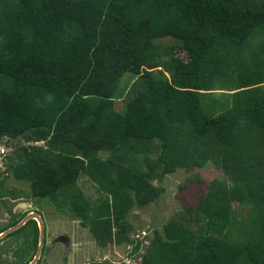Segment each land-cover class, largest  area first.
Segmentation results:
<instances>
[{"label": "trees", "instance_id": "16d2710c", "mask_svg": "<svg viewBox=\"0 0 264 264\" xmlns=\"http://www.w3.org/2000/svg\"><path fill=\"white\" fill-rule=\"evenodd\" d=\"M0 143L6 174L100 248L130 245L139 264H264V0H0ZM208 166L222 177L189 222L133 238L158 183ZM8 180L0 201L23 199ZM29 232L17 264L37 225L8 237Z\"/></svg>", "mask_w": 264, "mask_h": 264}, {"label": "rangeland", "instance_id": "374dc122", "mask_svg": "<svg viewBox=\"0 0 264 264\" xmlns=\"http://www.w3.org/2000/svg\"><path fill=\"white\" fill-rule=\"evenodd\" d=\"M171 44H173L171 41L163 43L166 46ZM108 157V155L103 156L104 159ZM0 177L1 181L5 175ZM7 177L9 179L7 182L9 194L15 190L24 194L21 196L23 199L18 200L15 204L0 201V231L11 228L15 222H19L17 217H24L29 213H38L43 217H48L49 233L53 238L49 240L51 242L48 247V252L51 253L49 256L47 255L48 258L44 259L42 264H64L62 262L67 253L69 256L66 264H139L141 261L140 256L129 258L132 248L130 245L109 249L100 248L92 233L83 228L81 222L59 213L49 201H37L32 196V190L28 184L18 183L8 174ZM220 177L222 175L218 170L208 166L203 170L178 171L176 174L164 178L158 183V186L165 191L160 202L143 211L135 210L131 215L130 221L134 227L133 238L145 242L147 246L153 240L155 232L162 233L167 224L189 222L190 215L187 211L197 208L199 199L207 194L208 185ZM197 178L202 179L201 185L197 183ZM81 187L88 200L93 202L98 200V190L88 180H83ZM7 214H12V219ZM62 235L70 238V248L61 241L53 244V240L59 239ZM15 245V242H1V249L5 253L7 252L3 258L4 262L18 263L13 255Z\"/></svg>", "mask_w": 264, "mask_h": 264}, {"label": "flooded vegetation", "instance_id": "af4514ba", "mask_svg": "<svg viewBox=\"0 0 264 264\" xmlns=\"http://www.w3.org/2000/svg\"><path fill=\"white\" fill-rule=\"evenodd\" d=\"M7 200V201H6ZM5 201H3V202H9L10 204H15V203H17V201L18 200H14V201H12V200H10V199H6ZM20 200V199H19ZM31 214H38V213H29V214H26L24 217H22L21 219H20V217H17L18 218V220H20L19 222H18V224L21 222V221H23L27 216H29V215H31ZM7 215H9V217L12 219V217H11V215L10 214H7ZM40 215V214H39ZM41 216V215H40ZM42 217V219H43V221H44V223H45V226H46V231H45V246H44V250H43V253H42V258H41V260L39 261V263L38 264H42V262L44 261V259H46V258H48V256H49V254L51 253V252H48V247H49V245H50V242L51 241H49V240H51L52 238H51V234L49 233V224H48V221H49V219H48V217H43V216H41ZM29 223H36V225H37V228H38V233H39V238H38V245H39V239H40V232H39V225L37 224V222L36 221H31V222H29ZM28 223V224H29ZM17 224V225H18ZM27 224V225H28ZM15 227V226H14ZM11 228H13V227H11ZM11 228H9V229H11ZM8 230V229H7ZM7 230H5V231H7ZM4 231V232H5ZM27 237H29L30 239H28ZM32 239H33V234H32V232H29V233H27V234H25L24 236H20L19 238H17V239H8V237L5 239V240H3V241H10V242H15L16 243V247L14 248V257H15V259H16V261H18V263H19V260L22 258V256H23V250H27V252L29 251V250H31L30 249V247H31V245L30 244H28V241L30 240V242L32 241ZM57 241H61V243H64V244H67V247L68 248H70V244H71V240H70V238L69 237H67L66 235H62V236H60L59 237V239H55V241L53 240V244H55V243H57ZM2 242V241H1ZM0 242V243H1ZM29 242V243H30ZM24 243H26V246H28L27 248H24L23 247V244ZM66 247V248H67ZM111 247H113V246H111ZM111 247H109V248H111ZM67 248V249H68ZM108 248V249H109ZM0 249H1V247H0ZM11 249V248H10ZM2 250V249H1ZM13 250V249H12ZM37 250H38V247H37ZM37 250L35 251V254L33 255V259H32V261L34 260V258H35V256H36V253H37ZM132 252H133V248H131V254H132ZM2 262H4L3 261V258L5 257V254L7 253H5L3 250H2ZM29 254H31V252L29 253ZM131 254H130V256H129V258L131 257ZM25 255V254H24ZM48 255V256H47ZM65 256V259H63V262L62 263H64V264H66L67 263V259H68V256H69V253H67V254H65L64 255ZM30 257V256H29ZM67 257V258H66ZM32 261L30 262V263H32ZM29 263V264H30ZM105 263H107V262H105ZM4 264H8L7 262H4ZM99 264V263H98Z\"/></svg>", "mask_w": 264, "mask_h": 264}, {"label": "water", "instance_id": "95a60500", "mask_svg": "<svg viewBox=\"0 0 264 264\" xmlns=\"http://www.w3.org/2000/svg\"><path fill=\"white\" fill-rule=\"evenodd\" d=\"M31 221H36L37 224L39 225L40 239H39V245H38L36 256L34 260L32 261V263L30 264H38L42 258V253H43L44 246H45V231H46L45 223L39 214H31L27 216L18 225L0 234V242L5 240L7 237L11 236L12 234L20 231L24 227H26L27 224Z\"/></svg>", "mask_w": 264, "mask_h": 264}, {"label": "built area", "instance_id": "2783aa9c", "mask_svg": "<svg viewBox=\"0 0 264 264\" xmlns=\"http://www.w3.org/2000/svg\"><path fill=\"white\" fill-rule=\"evenodd\" d=\"M11 149L6 144L0 143V176L6 175L8 167V154Z\"/></svg>", "mask_w": 264, "mask_h": 264}, {"label": "clouds", "instance_id": "9594fccd", "mask_svg": "<svg viewBox=\"0 0 264 264\" xmlns=\"http://www.w3.org/2000/svg\"><path fill=\"white\" fill-rule=\"evenodd\" d=\"M6 175H7V174H6ZM6 175H5V176H6Z\"/></svg>", "mask_w": 264, "mask_h": 264}]
</instances>
